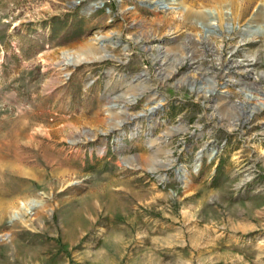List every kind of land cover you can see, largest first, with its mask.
Wrapping results in <instances>:
<instances>
[{
  "label": "rangeland",
  "instance_id": "rangeland-1",
  "mask_svg": "<svg viewBox=\"0 0 264 264\" xmlns=\"http://www.w3.org/2000/svg\"><path fill=\"white\" fill-rule=\"evenodd\" d=\"M160 6L0 0V264H264V0Z\"/></svg>",
  "mask_w": 264,
  "mask_h": 264
},
{
  "label": "bare ground",
  "instance_id": "bare-ground-1",
  "mask_svg": "<svg viewBox=\"0 0 264 264\" xmlns=\"http://www.w3.org/2000/svg\"><path fill=\"white\" fill-rule=\"evenodd\" d=\"M156 2H158V4L159 5H164V6H168V5H170V3L171 2H175L176 0H155ZM96 3H99L98 1H95ZM95 3V4H96ZM163 6V7H164ZM230 14V13H229ZM230 19L232 18V16L231 17H229ZM104 36L103 35H101V36H98L97 37V39H95L94 41L95 42H98V43H100V44H102V45H104V43H105V41L104 40H100L101 38H103ZM111 43L112 44H114V45H117L118 43H116V42H112L111 41ZM86 52V51H85ZM105 52H107V50H105ZM96 54H98V55H96ZM85 55L86 56H83L82 58H79L78 59V61H81V60H88V59H96V58H101V59H103V58H106L107 56H110V55H107V54H102V55H99V52H97V50H95L94 49V47H92V46H90L89 48H88V50H87V52L85 53ZM68 60V59H67ZM70 60V59H69ZM71 61H74V59H71ZM71 61H69V62H71ZM239 90H240V88H239ZM244 90L243 89H241V92H243ZM206 93H208L209 91H205ZM244 94H245V96L248 98V99H250V100H254V101H258V102H256V103H254L253 104V106H252V109L253 110H255V109H257L256 107H257V104L259 103H261L260 102V99H261V97L259 96V95H257V94H254V92H246V91H244L243 92ZM155 107H153V108H151L152 110L154 109ZM212 156V153L209 155V158ZM200 159V158H199ZM199 163V162H198ZM198 167L200 166V163L197 165ZM0 212L1 213H5L6 212V208H4V207H1L0 208Z\"/></svg>",
  "mask_w": 264,
  "mask_h": 264
},
{
  "label": "water",
  "instance_id": "water-1",
  "mask_svg": "<svg viewBox=\"0 0 264 264\" xmlns=\"http://www.w3.org/2000/svg\"><path fill=\"white\" fill-rule=\"evenodd\" d=\"M161 7V6H160ZM161 8H167V7H161ZM157 109V107H155L153 110L150 109V112H154Z\"/></svg>",
  "mask_w": 264,
  "mask_h": 264
}]
</instances>
